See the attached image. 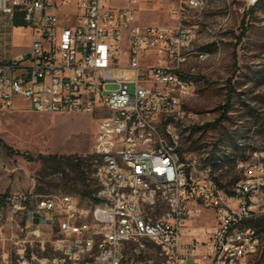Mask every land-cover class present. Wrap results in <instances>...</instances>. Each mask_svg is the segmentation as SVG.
Listing matches in <instances>:
<instances>
[{
    "label": "built area",
    "instance_id": "2783aa9c",
    "mask_svg": "<svg viewBox=\"0 0 264 264\" xmlns=\"http://www.w3.org/2000/svg\"><path fill=\"white\" fill-rule=\"evenodd\" d=\"M124 1L0 0V111L21 97L39 113H99L92 167L107 157L85 199L0 193V241L15 222L17 264H255L264 252L253 224L264 215V159L240 161L231 188L211 168L193 172L175 127L197 113L184 106L194 93L184 67L193 30L141 25L139 0ZM196 2L206 0H183L173 14L186 17ZM17 27L33 39L9 55ZM150 55L155 61L144 63ZM164 150L175 161L164 160ZM201 206L214 213L209 232L187 226ZM143 234L154 251L140 243Z\"/></svg>",
    "mask_w": 264,
    "mask_h": 264
},
{
    "label": "rangeland",
    "instance_id": "374dc122",
    "mask_svg": "<svg viewBox=\"0 0 264 264\" xmlns=\"http://www.w3.org/2000/svg\"><path fill=\"white\" fill-rule=\"evenodd\" d=\"M182 1L159 0L157 15L193 30V39L184 49L189 53L184 67L194 93L184 106L197 112V117L176 128L180 148L185 155L205 153L204 161L216 178L231 188L239 179L240 161L264 159V0L254 8V0H206L204 7L179 17L173 9ZM27 40L19 30L13 38L16 49ZM199 53L206 55L204 60ZM227 92L232 101L224 109ZM14 105L0 111V193H70L87 198L94 183L92 145L99 113H39L21 97L14 99ZM224 110L225 116L218 119ZM215 224L213 210L201 206L187 226L209 232ZM255 227L259 235L262 232L264 245V219ZM15 228V222L6 224L0 264H17L10 239ZM256 263L264 264V252Z\"/></svg>",
    "mask_w": 264,
    "mask_h": 264
},
{
    "label": "bare ground",
    "instance_id": "6f19581e",
    "mask_svg": "<svg viewBox=\"0 0 264 264\" xmlns=\"http://www.w3.org/2000/svg\"><path fill=\"white\" fill-rule=\"evenodd\" d=\"M205 4L206 2H196V4H190V10L202 8L205 6ZM190 43L191 41H188V46ZM196 117H197V113L187 114L182 117V120H175V127L176 128L178 126L186 127L187 124L190 122V120ZM239 142L241 141L239 140ZM192 154H193V163H194L193 172L207 173L209 172V168L212 169L211 165L206 161H204L206 159V157H203L205 156V153L200 154V156L196 155L195 153ZM164 160L175 161V152H172L171 150H164ZM218 162L221 163L220 159H218ZM103 168H107V157H99L97 159V163L93 164V172H92L93 177L103 178ZM256 219L257 218H255L254 221ZM254 235H259V232L256 230L255 226H254ZM140 243H142L144 247H154V240L151 238V234H143V236H140ZM163 256H170V248H163Z\"/></svg>",
    "mask_w": 264,
    "mask_h": 264
},
{
    "label": "crops",
    "instance_id": "0c3cea01",
    "mask_svg": "<svg viewBox=\"0 0 264 264\" xmlns=\"http://www.w3.org/2000/svg\"><path fill=\"white\" fill-rule=\"evenodd\" d=\"M124 1V0H123ZM158 1L159 0H139L137 9H136V20L138 23H140L141 25H160V26H175V22H165L160 20L157 15H158ZM126 2V1H125ZM127 4V2H126ZM125 5V4H124ZM165 23L166 25H161ZM20 30V34H24L25 36L28 37L27 42L18 45V49H16L17 44L14 43L13 38L16 34H18ZM33 39V34L31 30H24L21 29L19 27H17L13 33H12V37L10 38L11 42L14 44V46L12 48H10V53L7 54H15V53H19L21 52L23 49L27 48L31 41ZM205 55V54H202ZM206 57V56H205ZM205 57L200 58V60H204ZM152 59L151 62H154L155 59L153 56H148L144 58V63L150 62V60ZM194 264L193 261H188L185 264Z\"/></svg>",
    "mask_w": 264,
    "mask_h": 264
},
{
    "label": "trees",
    "instance_id": "16d2710c",
    "mask_svg": "<svg viewBox=\"0 0 264 264\" xmlns=\"http://www.w3.org/2000/svg\"><path fill=\"white\" fill-rule=\"evenodd\" d=\"M259 1H260V0H256L255 3L253 4V7H252V8L256 7ZM17 24H20V22L18 21ZM227 93H228V94L226 95L225 103L222 105V107H223L224 109H225L227 106H229V105L231 104V101H232L231 92H227ZM225 112H226V111L224 110V111L220 114V117H219L218 119L223 118V117L225 116ZM218 183H219V181H218ZM87 193L90 194V191L88 190ZM263 219H264V215H263L262 217H260V218H257V219L254 221V223H253L254 226H257V227L259 228V224H260V222H261ZM256 264H257V263H256Z\"/></svg>",
    "mask_w": 264,
    "mask_h": 264
}]
</instances>
